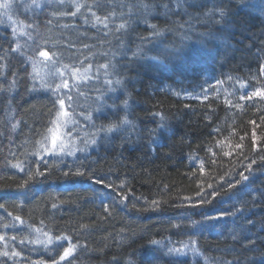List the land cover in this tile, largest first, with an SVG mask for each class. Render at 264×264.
<instances>
[{
  "label": "trees",
  "instance_id": "16d2710c",
  "mask_svg": "<svg viewBox=\"0 0 264 264\" xmlns=\"http://www.w3.org/2000/svg\"><path fill=\"white\" fill-rule=\"evenodd\" d=\"M79 2L90 3L91 0ZM249 3H255V0H249ZM232 8L233 23L216 38L215 46L228 50V55L221 58L223 66L221 63L204 61L189 54L181 65L173 64L161 69L146 67L142 70L145 84L138 86L140 93L133 96L136 101L133 105V118L137 122H143L142 127H152L150 121L157 117H153L151 113H163L176 133L174 138L164 140V143L170 146L157 148L154 153H149L148 148L144 147L147 141H143L136 150L132 147L124 150L122 158L119 151L110 150L106 153L99 148L92 150L91 160L95 161L99 157V163L92 164L96 177H103L107 182L116 185L124 181V192L129 197L125 204L113 208L107 218L99 197L95 195L102 194V187L97 185L96 189H93L90 186L93 182L86 177L65 179L60 171L64 168V163L79 166V161L74 157L65 156L64 163H61L59 157L41 153L43 159H40L35 155L38 148L35 141L41 140L42 137L34 135L30 129L37 133L46 131V114L52 108L53 97L48 92L28 94L21 89L19 100L22 107L17 110V118L26 122L27 127L22 124L12 134L14 143L11 145L7 139L0 136V203H3L6 209H0V235L5 236V240L0 241V249H3L5 243L9 245V250L13 246L18 251L23 248L26 258H16L15 264H35L40 259L51 264V258L58 257V252H62V248L52 251L54 245H50L49 249H44L41 245H19V240L25 236L35 239L39 235L40 239H45L42 233L34 231L35 228H41L43 232L53 236L70 234L75 242L81 224L88 225L89 230L79 236V239L81 243L87 241L89 250L84 253L78 250L76 259L69 258L72 264H109L112 255H119L123 260L130 254L134 255L136 264H153L155 257H159L157 264H197L198 261L199 264H204L205 256L230 259L238 254L242 256L244 264H249V261L252 264H264V199H258L253 205L250 195L253 189L264 191V160L261 159L264 157V120L261 119L264 117V101L258 97L252 101L239 100V95L243 92L264 85V78L253 79L258 74L257 48L264 45V13L256 8L235 3ZM64 22L74 23L71 18L61 23ZM40 31L45 39L53 37L60 46L66 43V38L76 39V32L71 29L61 30L53 27L51 32L44 28ZM88 35L92 36L94 33L89 31ZM37 43L45 50L52 47L51 40L45 44L43 39H38ZM59 50L60 48L57 49ZM93 51L102 52L104 49L97 48ZM28 54L32 53L29 51ZM63 62L69 63L67 59ZM229 77L232 79H228ZM68 78L71 86L73 81L70 76ZM216 81L222 83L217 84ZM238 81L248 82L250 86L241 90ZM83 90L88 92L87 87ZM205 90L207 99H204ZM72 94L75 99V91ZM226 100L230 103H225ZM79 104L80 107L73 105L77 113L91 111L94 106L87 95L79 98ZM10 115L0 111V129ZM209 117L212 127H219L221 130L213 136H208L211 131V128L206 126ZM52 118L54 119V116ZM78 119L79 123L72 137L66 135L68 129L65 128L63 132L64 142L69 146L77 133L79 138H87L92 132L90 122L85 121L83 116ZM252 121H255V124L251 123ZM96 123L99 124V120ZM71 127L70 124L69 128ZM253 131L257 138L256 149L252 146ZM186 134H189L188 139L181 142L180 137ZM79 138H76L78 145ZM237 144L243 147L237 149ZM46 147H51L50 138ZM208 148H211V152ZM9 150L15 153V158L9 155ZM226 151L232 154L225 156ZM213 152L216 154L214 157ZM168 154H171V159L167 158ZM76 155L82 156L79 152ZM190 157L198 159L193 163ZM6 159L12 160L13 163L31 162L33 172L36 171L38 162L40 170L43 171L47 167L49 174L47 178L38 177L37 182L28 190H18L17 185L26 179V175L7 165ZM253 159L256 163L252 165L250 174L245 169ZM44 160H47V164ZM201 160L204 161L203 172L200 170ZM240 172L249 175V180H241ZM237 180L241 183L230 190V195L221 192L214 200L208 196L213 189L219 190L221 184L227 191V182ZM208 185H212V188ZM201 189V195L211 200V203L197 207L176 206L184 197H191L193 202L199 200L201 197L197 196V193L201 192ZM112 195L110 190L104 196L111 201ZM152 200L161 202L158 210L152 209ZM245 200L248 203L244 205V216L254 220L255 225L248 226L244 235L255 238V251H244L240 243L233 244L228 239V233L243 222L236 220L234 223L232 216L211 221L202 228L172 227L175 223L190 225L192 221H200L205 216L234 211ZM52 203L62 206L52 209ZM184 203L187 205L188 202ZM133 204L136 205L135 208ZM7 212H12L13 216H21L25 224L14 221ZM185 216L190 219H184ZM41 220L44 221L43 224L40 223ZM6 223L15 224L16 227L4 228ZM29 224L33 226L32 229L27 227ZM12 236L17 239L13 241ZM190 236L198 241V247L204 256L193 257L189 254L179 258L169 257L164 254L162 246L150 244L151 240L157 239L163 243L171 241V244L179 246L178 242L188 243ZM64 246H67V242ZM226 247H235L237 252L226 254L223 252ZM102 249H106L107 254L97 258V253ZM217 249L220 251H216ZM5 260L6 258L0 257V264H5ZM7 264H13V261L8 260ZM61 264H67V261Z\"/></svg>",
  "mask_w": 264,
  "mask_h": 264
},
{
  "label": "snow or ice",
  "instance_id": "6c2138e0",
  "mask_svg": "<svg viewBox=\"0 0 264 264\" xmlns=\"http://www.w3.org/2000/svg\"><path fill=\"white\" fill-rule=\"evenodd\" d=\"M234 3L256 8L264 13V0H255V3H249V0H91L90 3H80L79 0H0V111L11 114L10 118L4 122L3 128L0 129V136L7 139L11 145L14 143L12 134L22 124L27 127L26 122L17 118V110L22 107L19 100L21 89L28 94L41 91L50 93L53 99L51 100L52 108L46 114L48 117L44 125L46 131L37 133L34 129H30L34 135L42 137L41 140L35 141L38 145L35 155L40 159H43L41 153L59 157L61 163H64L65 156L74 157L79 161V166L64 163V168L60 171L65 179L86 177L94 184L111 190L113 193L111 201L107 196L98 194L102 210L107 218L111 215L113 208L125 204L129 197L124 192L126 187L124 181L116 185L107 182L103 177H96L92 164L99 163V157L95 161L91 160L92 150L99 148L106 153L110 150L119 151L122 158L124 150L130 147L136 150L143 141H147L144 147L148 148L149 153H154L157 148L170 146L164 143V140L174 138L176 133L163 113H151L153 117H157L150 121L152 127L147 125L142 127L143 122H137L133 118V105L136 103L133 96L139 95L140 87L138 86L145 84L142 70L146 67L161 69L173 64L181 65L189 54L196 55L204 61L221 63V58L228 55V50L215 46L216 38L218 34L227 31L228 26L233 23L232 5ZM69 18L74 23H61ZM53 27L75 31L76 39L66 38L63 46H60L53 37L45 39L40 30L44 28L51 32ZM199 29H204V31H199ZM89 31H92L94 35L89 36ZM169 37L173 39L170 40ZM38 39H43L45 44L51 40L52 47L45 50L37 43ZM248 47L251 48V45ZM58 48H60L59 51H57ZM97 48H103L104 51L94 52L93 50ZM29 51L32 54H28ZM262 56H264V45L259 46L256 52L259 62L258 74L253 77L256 80L264 78ZM65 59L69 63H64ZM29 66L31 71H29ZM221 66H223L222 63ZM68 76L73 81L71 86ZM216 83L220 84L222 81H216ZM239 84L241 90L250 86L248 82H239ZM84 87L88 88L87 93L83 90ZM73 91L76 93L75 99ZM86 95L92 100L94 106L91 111L77 113L76 107H80L79 98ZM255 97L264 101V85L243 92L239 95V100L252 101ZM204 99H207V90H205ZM225 103L230 102L226 100ZM74 104L76 107H73ZM41 115L45 114L41 113ZM79 116H83L85 121L91 123L92 132L87 138H79V133H77L76 138L80 139V144L78 145L76 138H73L69 146L64 142L65 133H62V128L68 129L66 135L72 137L79 123ZM261 119L264 120V117ZM97 120L99 124L96 123ZM251 123L255 124V121ZM70 124L71 128H69ZM206 126L211 128L208 136L221 131L219 127H212L211 117L208 118ZM188 135L181 136V142L188 139ZM49 138L51 147H46ZM256 140V133L253 131V149L257 148ZM189 147H191V142H189ZM235 147L239 149L243 145L237 144ZM207 150L211 152V148ZM77 152L82 156H77ZM231 154L228 151L224 152L225 156ZM9 155L15 158V153L10 150ZM215 155L213 152L212 156ZM167 158L171 159V154H168ZM190 159L194 163L198 157H190ZM261 159L264 160V157ZM5 163L26 175V179L17 185L18 190H28L32 184L37 182L38 177L47 178L49 174L47 167L43 171L40 170L38 162L35 172L31 170V162L28 161L13 163L12 160L6 159ZM44 163L47 164V160H44ZM255 163L256 160H251L245 171L251 174L252 165ZM200 170L201 172L204 170L203 160L200 161ZM239 176L243 181L249 180V175H245L244 172H240ZM240 183V180L227 182V191L221 184L219 190L213 189L208 196L214 200L221 195V192L230 195V190ZM208 187L212 188V185ZM202 192L203 189L197 193V196L201 197L199 200L193 202L191 197H184L176 206L197 207L204 203H211V200L201 195ZM250 195L253 205L258 199H264V191L258 192L253 189ZM185 201L188 202L187 205ZM247 203L246 200L242 201L241 206L231 212L205 216L200 221H192L190 225L175 223L172 227L176 229L181 227L202 228L206 223L225 216H232L234 223L236 220L243 222L228 233V239L233 244L240 243L244 251H255V238L244 235L248 226L255 225L254 220L244 216L246 210L244 205ZM151 205L153 210H158L161 202L152 200ZM61 206L57 203L51 204L52 209ZM135 207L136 205L133 204V208ZM0 209H5L3 203H0ZM7 215L21 225L25 224L21 216H13L12 212H7ZM183 218L190 219L187 216ZM40 223L43 224L44 221L41 220ZM3 226L4 228L16 227L15 224L8 223ZM27 227L33 228L31 224ZM79 229V235L73 242L70 234L53 236L43 232L41 228H35L34 231L42 233L45 239H40L39 235L35 239L25 236L19 240V245H41L44 249H49L50 245H54L52 251H57L59 248L63 250L58 252V257L51 258V264H61L65 261L67 264H72L69 258L76 259L75 254L78 250L82 253L89 250L87 241L81 243L79 239V236L89 230L88 225L81 224ZM11 239L15 241L17 238L12 236ZM4 240L5 236L0 235V241ZM65 242L67 246H64ZM150 244L162 246L164 254L169 257L179 258L189 254L193 257L204 256L198 247V241L191 239V236L188 243L178 242L179 246L171 244V241L163 243L162 240L157 239L151 240ZM223 252L228 254L237 252V249L226 247ZM106 254L107 250L102 249L97 253V258ZM0 257L6 258L5 264L8 260L15 264L16 258H26L23 248L18 251L13 246L9 250L7 243L3 249H0ZM158 260L159 257H155L153 264H157ZM35 264H47V261L40 259ZM109 264H136V261L132 254L123 260L119 255H112ZM204 264H244V260L239 254L230 259L205 256ZM249 264L252 262L249 261Z\"/></svg>",
  "mask_w": 264,
  "mask_h": 264
},
{
  "label": "bare ground",
  "instance_id": "6f19581e",
  "mask_svg": "<svg viewBox=\"0 0 264 264\" xmlns=\"http://www.w3.org/2000/svg\"><path fill=\"white\" fill-rule=\"evenodd\" d=\"M90 186L93 188V189H96V187H97V185L96 184H94V183H90ZM108 192H110V190H106V189H104V188H102V194H107ZM97 197H99V195H98V193L97 194H95Z\"/></svg>",
  "mask_w": 264,
  "mask_h": 264
},
{
  "label": "rangeland",
  "instance_id": "374dc122",
  "mask_svg": "<svg viewBox=\"0 0 264 264\" xmlns=\"http://www.w3.org/2000/svg\"><path fill=\"white\" fill-rule=\"evenodd\" d=\"M65 131V128H62V133Z\"/></svg>",
  "mask_w": 264,
  "mask_h": 264
}]
</instances>
